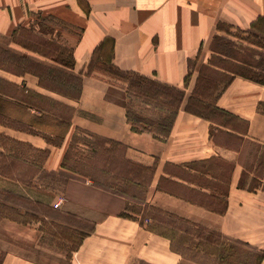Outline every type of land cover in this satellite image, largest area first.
Wrapping results in <instances>:
<instances>
[{"label": "crops", "instance_id": "crops-1", "mask_svg": "<svg viewBox=\"0 0 264 264\" xmlns=\"http://www.w3.org/2000/svg\"><path fill=\"white\" fill-rule=\"evenodd\" d=\"M223 26L263 35L264 0H0V40H5L6 46L46 63L54 61L20 44L26 40L20 38V31L68 47L75 59L72 73L83 77L80 98L71 100L42 87L34 74L20 76L0 69V78L73 109L69 128L60 141L49 142L47 137L53 138V132L30 125L19 128L0 123V134L44 152L36 175L63 170L65 155L79 130L119 142L125 145L126 159L154 169L145 204L215 230L223 240L252 248L262 255L259 264H264V153L255 155L251 149L255 145L264 150V85L236 77L217 101L219 108L245 123L244 131L234 126L221 128L185 110L199 76L189 64L195 58L201 65L211 63L212 41L218 33L223 34ZM101 46L109 52L112 48V62L119 70L185 91L168 138L133 130L127 119V83L103 70ZM97 52L98 61L91 69ZM46 115L52 117L37 108L29 113L30 119ZM4 148L0 146V150ZM209 159L233 165L223 214L176 193L182 191L178 185L201 189L176 175L177 168L193 174L196 171L185 165ZM207 177L211 179L212 174ZM35 185L23 186L0 174L2 190L65 209L94 224L68 264H182L183 258L173 251L171 241L149 231L139 219L101 215L89 205L73 203ZM42 227V219L32 224L11 215L1 218L0 264H49L48 249L41 243Z\"/></svg>", "mask_w": 264, "mask_h": 264}, {"label": "trees", "instance_id": "trees-1", "mask_svg": "<svg viewBox=\"0 0 264 264\" xmlns=\"http://www.w3.org/2000/svg\"><path fill=\"white\" fill-rule=\"evenodd\" d=\"M17 34L19 33L17 32ZM19 36L20 38L26 39L25 41H20V44H23L27 50L41 54L52 59L54 62L46 63L43 60L8 46L5 47L6 51H4L7 55L0 52V69L20 76L34 74L39 78L42 87L57 92L71 100H78L82 93L83 77L72 73L75 60L72 50L42 38L37 41V37L33 35L32 38V35L25 31H20ZM233 36L243 42L257 45L260 48V50L256 52L257 58L249 60L243 57L239 51L240 44L236 40L228 39L221 35L215 36V38H213V45L224 59L221 60V64H214L211 62L208 65H201L202 67L198 70L199 76L196 86L187 99L185 110L221 128L234 126L239 129V131H244L245 129H243V126L239 127L237 124L241 119L231 112L219 108L217 101L225 88H227L236 77H241L264 85V34L260 35L252 30H238V33ZM108 43H110L111 46L113 45V41L109 40ZM97 55L98 52L95 54V58H93L90 64L91 69L95 67L98 61ZM99 56L101 57L104 71L127 83V97L129 100L127 104V119L133 130L137 132L150 131L157 138H168L180 107L185 100V91L139 74L119 70L112 62V48H110L109 52L108 47L104 50V47L101 46L99 49ZM214 66L223 69L228 72V74H222V77L218 76L215 81L207 78V74L214 72L210 69ZM0 81L3 83V85L0 86V123L9 124L10 126L21 124L11 122V117H8V115H10L9 111L11 112L14 109V111L20 112V118L29 115L30 110L33 108H37L45 112V114L51 115L47 107V102L45 101H49V103L57 106H63L71 112L73 111V109L65 103L32 92L26 88H19L5 79L1 78ZM42 99L44 101H40ZM10 107L14 108L9 109ZM148 108H152L153 111L150 112ZM148 112L152 114L149 115L147 114ZM55 116L58 115L52 114L53 118H55ZM46 117L50 116L46 115L38 120L31 121L29 116L28 124L52 132L48 127L42 125L43 122L46 121ZM37 118L38 117H34V119ZM58 118L60 119H55L59 125L62 123L65 124L64 130L66 133L69 128L71 113L69 116H58ZM29 125L17 127L28 128ZM81 132L90 135L92 138L103 139L100 151L103 148L104 153L107 155L105 165L109 164L110 169L114 170V172L117 170L115 174L120 176V182L124 185L121 188H116L115 192L121 196L131 194L129 196L134 200L145 204V194L148 186L152 182L154 169L126 159L125 156H123L125 145L91 135V133L89 134L85 130ZM47 138L50 137L48 136ZM4 139L8 140V137L0 134V140H2L0 146H5L3 142ZM51 141L52 140H49V142ZM118 149L121 150V155L119 157L120 161L117 160L118 157H116ZM100 151L97 149L94 154L97 156ZM70 157V150H68L64 158L63 168L67 169L66 167ZM185 166L195 170L196 173L192 174L183 167H179L177 168L178 172L176 175L188 182L197 184L201 189L183 187L176 184L182 189V191L176 190V193L207 210L223 214L226 211V197L229 191V182L233 171V165L221 159H209L193 162ZM71 171H73L70 176L72 179H76L77 176L82 175H78L76 170ZM0 174L11 177L9 173L0 172ZM209 174H212L211 179L207 177ZM82 176L88 178V176L91 175L84 174ZM5 194H7L10 199L11 195L9 192H5ZM6 201L7 200H3L4 203L0 204L1 209H5V206L9 207V205L12 204L10 200L9 203H6ZM144 207L151 211L142 217L143 220L140 219L141 224L149 231L169 239L173 251L181 255L182 258L185 257V250H189L188 248H190L187 245L189 240L194 241L196 247L201 246V240H205L206 243L211 241L212 233L208 231L207 228L205 229V227L201 225L192 223L172 213H166L161 209L149 207L148 204H145ZM0 215L1 218H4L8 213L4 214L0 211ZM121 216L129 217L126 215ZM146 219L149 220L148 224L145 223ZM240 245L243 246L242 243ZM233 252L239 253L235 248ZM241 258L242 256L240 255L239 260ZM261 259L262 255H259L256 264H259ZM219 264L223 263L219 262Z\"/></svg>", "mask_w": 264, "mask_h": 264}, {"label": "rangeland", "instance_id": "rangeland-1", "mask_svg": "<svg viewBox=\"0 0 264 264\" xmlns=\"http://www.w3.org/2000/svg\"><path fill=\"white\" fill-rule=\"evenodd\" d=\"M220 30L223 31V34L218 33L215 36L221 35L228 39L236 40L240 44L239 51L243 57L249 60L254 59L257 54L256 52L259 50L252 47L249 42H243L242 40L236 39L233 35L238 33V30L231 29L226 26L220 27ZM39 40L40 37L37 41ZM5 44V40H0V52L7 55L4 53V51H6L5 47H8ZM211 50L213 51V58L211 62L214 64H221V60L224 58L215 49L213 41ZM201 67L200 60L196 58L191 60V70L198 71ZM210 69L214 72L207 74V78L214 81L218 78V76L222 77V74H228V72L217 68V66L211 67ZM2 85L3 83L0 81V86ZM40 101L44 100L42 99ZM45 102H47V107L49 108L51 114L69 116L71 113L70 110L64 108L63 106L54 105L49 103V101ZM11 108L14 107H10L9 109ZM14 110L11 112L9 111L10 115H8V117H11V122L21 123L19 125L15 124L20 127L29 125V115L26 117L23 116V119L20 118V112ZM148 110L150 112L153 111L152 108H148ZM150 112L147 114L151 115L152 113ZM40 118H31L30 120L35 121ZM45 120L46 121L43 122L42 125L48 127V129L54 132V135L56 136H53V138L50 136L48 139L52 140V142H56L58 139H61L65 134V124L62 123L59 125L56 119L51 117H46ZM237 124L239 127L244 125L241 121ZM81 131L82 130H79L76 134H74L71 142L69 148L71 157L67 163V169L63 168V170H60L57 173L43 172L41 175L36 174L40 171L39 165L42 162L41 159L44 156V152L31 148L28 145H24L11 138H8V140L4 139V151L0 150V172L9 173L11 177L4 176L6 178L16 180V182H19V184L21 183L23 186H31L36 183V185L40 188H44L45 190L48 189V191H52V193L56 192L55 194H57V196L59 195L71 199V202L74 201L80 204L89 205L96 211L100 212L101 215L114 213L143 220L142 217L147 215L151 210L145 208V204H142L129 196L131 194L121 196L115 192L116 188H121L124 185L120 182V176L115 174L117 170L114 172V170L110 169L109 164L105 165L107 155L104 153L103 148L100 151L103 139L92 138L90 135ZM1 142L2 140H0V143ZM97 149L100 152H98V155L96 156L94 153ZM251 149L252 153H255V155L258 153H264L262 148L255 145L251 146ZM119 150L120 149L117 150L116 154V157H118L117 160H119L121 155V150ZM249 157V162H251V154ZM71 170H76L78 175L89 174L91 176H88L87 178L81 175L76 178L78 182L70 181L72 179V177L70 178L71 172H73ZM69 182L76 185L69 187ZM91 186L96 190H94V188L92 189ZM5 192H9L11 195L10 199ZM3 200H7L6 203H9L10 200V202H12L10 205H13V207L10 205L9 207L5 206V209L0 208L2 213H8L7 216L11 215L13 218L18 219L23 223L29 222L33 224L40 219L43 220L44 227H42L41 231H43L44 234L42 235L41 243L48 249L49 256L47 260L49 264H68L72 252L76 250L75 248L77 245L83 240L85 235L94 229V224L89 220L72 216L69 212H66L65 209L60 210L47 205L45 206L39 202H34L28 199L26 195L16 194L13 191H5L0 188V204L4 203ZM62 200L63 199L61 198L60 201ZM42 217L49 218L48 220H45ZM148 222L149 220L146 219L145 223L148 224ZM207 230L212 233V238L210 239L211 241L206 243L205 240H201V246L196 247V243L189 240L187 245L190 248H188L189 250H185V257L182 262L183 264H219V262H222L223 264H256L259 254L254 252L252 248L243 247L239 244H233L230 240L221 239V235L215 230L209 228ZM234 248L237 249L239 253L233 252ZM240 255L242 258L239 260ZM35 258H39L38 255H35Z\"/></svg>", "mask_w": 264, "mask_h": 264}, {"label": "built area", "instance_id": "built-area-1", "mask_svg": "<svg viewBox=\"0 0 264 264\" xmlns=\"http://www.w3.org/2000/svg\"><path fill=\"white\" fill-rule=\"evenodd\" d=\"M55 206H56V207H59V203H57Z\"/></svg>", "mask_w": 264, "mask_h": 264}]
</instances>
